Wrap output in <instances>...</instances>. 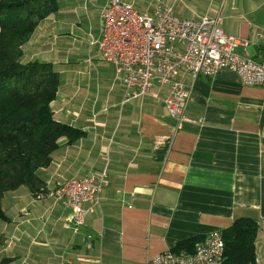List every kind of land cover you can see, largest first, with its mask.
<instances>
[{"label": "crops", "instance_id": "crops-1", "mask_svg": "<svg viewBox=\"0 0 264 264\" xmlns=\"http://www.w3.org/2000/svg\"><path fill=\"white\" fill-rule=\"evenodd\" d=\"M123 1L146 15L164 6L180 18H218L226 35L249 42L239 55L264 53V0ZM106 4L59 0L23 47L24 64L47 63L60 76L54 120L84 136L59 140L50 166L37 172L40 198L27 187L4 195L0 264H146L240 219L259 223L255 264H264V85L229 71L196 79L180 72L191 91L181 129L165 106L168 87L125 102L122 76L99 55ZM106 164L100 206L74 233L65 227L69 209L48 193Z\"/></svg>", "mask_w": 264, "mask_h": 264}, {"label": "built area", "instance_id": "built-area-1", "mask_svg": "<svg viewBox=\"0 0 264 264\" xmlns=\"http://www.w3.org/2000/svg\"><path fill=\"white\" fill-rule=\"evenodd\" d=\"M219 22L209 16L180 18L164 6L146 15L123 0H107L101 13L99 55L122 76L125 102L146 97L155 86L168 87L165 106L181 129L187 124L191 91L178 79L180 72L196 79L229 71L246 85H264V53L256 58L239 55L237 49L246 50L249 42L226 35ZM108 185L106 164L99 175L65 180L48 196L69 209L65 227L76 233L100 206ZM224 254L223 234L213 232L191 253L168 250L146 264H224Z\"/></svg>", "mask_w": 264, "mask_h": 264}, {"label": "trees", "instance_id": "trees-1", "mask_svg": "<svg viewBox=\"0 0 264 264\" xmlns=\"http://www.w3.org/2000/svg\"><path fill=\"white\" fill-rule=\"evenodd\" d=\"M59 0H0V219L6 220L2 199L27 187L34 196L43 191L37 176L47 168L61 138L74 143L84 133L53 118L60 76L47 63L22 62L23 47L40 23L58 9ZM259 223L240 219L222 231L224 264H255ZM191 239L179 250L193 248ZM179 250H175L179 252ZM193 252V250H192Z\"/></svg>", "mask_w": 264, "mask_h": 264}]
</instances>
